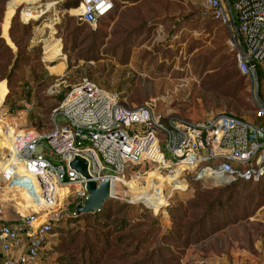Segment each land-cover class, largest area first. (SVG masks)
<instances>
[{
	"label": "rangeland",
	"instance_id": "1",
	"mask_svg": "<svg viewBox=\"0 0 264 264\" xmlns=\"http://www.w3.org/2000/svg\"><path fill=\"white\" fill-rule=\"evenodd\" d=\"M115 1V12L99 27L101 31L96 35L101 44L89 48L93 29H75L78 47L73 50L72 36L69 35L66 41L61 33L71 32L74 26L79 25L76 18L72 22L68 18L69 15H76L73 11L80 10V0H0L1 36L17 51L10 34L13 25L16 30L13 35L23 48H27L10 79L13 87L9 86L7 79H0V138L7 141L0 148L1 161L13 132L30 128L28 110L38 106L48 121L45 130L48 129L54 110L69 91L84 80L122 94V101L127 107L152 103L157 115L164 120L174 118L198 124L220 114H230L247 121L255 120L258 106L252 81L238 70L236 54L228 43V28L204 14L202 0ZM76 5V8H72ZM201 14L203 18L199 16ZM29 22L35 24L28 28V34L24 36L23 25ZM87 51L93 60L81 58L80 54H87ZM124 58L129 62L126 65L120 62ZM8 60L7 55H0V72H4L1 66L8 64ZM52 62L55 64L50 65ZM32 64H48L44 67L56 77L54 82L37 87L31 77ZM258 66L264 99V65ZM36 73L44 77L42 72ZM24 77L26 85L21 87L20 78ZM23 90L27 96H31L32 101L27 103L21 100L16 106H24L26 110L12 113L9 110L10 103L5 101L8 92L19 93ZM53 90L55 93H52ZM58 121L61 123L62 118L59 117ZM42 147L39 146V149ZM220 163L211 161L206 164L218 167ZM244 167L254 168L257 163L252 161ZM139 172L142 173L141 177H137ZM22 175L24 173L16 177L15 184L19 187L13 186L10 191L23 199L26 210L30 208L28 206L38 208L34 205L36 187ZM161 177L153 165H140L138 171L129 168L123 180L117 183L116 192L121 200L141 203L153 209L164 226L168 222L163 209L169 203L185 201L187 194L194 192L198 186L220 182L194 180L190 186L183 181L189 178L185 171L180 174L179 181H175L176 177L172 175L162 174ZM137 185L148 192L137 191L134 189ZM1 187L9 190L7 182L1 181ZM186 189L187 194L184 193ZM62 193L68 196L65 203L63 196L60 199L62 216L77 217L69 209L73 195L68 190H62ZM161 200L163 204L158 206ZM260 206L249 216L239 215L238 211L232 213L233 217L237 216L235 220H229L222 230L203 243L187 249L177 264H264V200ZM50 238L51 235L47 240ZM58 248L65 255L74 252L65 241H61ZM113 248L107 252L103 264L129 262L118 258L120 251ZM48 250L49 253H44L46 261L58 264L54 261L61 255L59 249L48 247ZM140 258L137 256L132 261ZM69 262L77 264L73 259ZM40 264H43L41 259Z\"/></svg>",
	"mask_w": 264,
	"mask_h": 264
},
{
	"label": "built area",
	"instance_id": "2",
	"mask_svg": "<svg viewBox=\"0 0 264 264\" xmlns=\"http://www.w3.org/2000/svg\"><path fill=\"white\" fill-rule=\"evenodd\" d=\"M202 2L204 14L228 28V43L236 54L238 69L253 85V68L259 72L258 64L264 65V0ZM80 4L81 13L75 16L93 27L115 8V0H81ZM254 99L258 106L254 121L220 114L192 124L162 119L152 103L127 107L119 93L91 81L75 85L54 110L48 129L14 131L2 156L0 188L1 181L7 182L9 190L19 187L16 177L27 174L36 187L34 205L38 206L22 215L15 226L4 223L0 211V252L5 257L4 264H40L43 244L61 218V196L64 203L68 197L62 190H68L77 201L88 197L87 179L69 167L65 158L68 152L89 160L92 180L100 183L105 178L112 179L110 199L121 198L116 185L132 163L153 165L159 177L172 175L175 181L180 180L183 171L190 179L210 180L205 178L204 171L212 168H223L226 175L219 179L226 182L261 178L264 106L258 104L255 96ZM211 161L221 163L218 167L206 164ZM252 161L257 167H244ZM141 176L139 172L137 177ZM21 234L27 237V246L16 257L14 249L23 245Z\"/></svg>",
	"mask_w": 264,
	"mask_h": 264
},
{
	"label": "trees",
	"instance_id": "3",
	"mask_svg": "<svg viewBox=\"0 0 264 264\" xmlns=\"http://www.w3.org/2000/svg\"><path fill=\"white\" fill-rule=\"evenodd\" d=\"M115 9L116 1L114 10L107 17L102 18L95 27L83 23L76 16L69 15L68 20L72 22L76 18L79 25L74 26L71 32H62L61 36L67 41L69 35H71L72 49L75 50L78 47L75 29L92 28V41L89 48H95L96 44H101L96 36L101 31L99 27L105 23L106 19L111 17ZM199 16L203 18L202 14ZM16 17L17 14L14 19ZM33 24L35 22L23 25L22 34L24 36L28 34L27 30ZM68 30L70 29L68 28ZM15 31L12 25L10 34L14 38L13 41L17 51L12 48L0 33V55H7L9 58L8 64L1 66L4 72H0V79H7L10 87H13V82L10 79L16 70L17 64L22 61L21 55L27 49L23 48L20 41L15 38L13 35ZM110 55L113 56L112 54ZM80 56L85 61L93 60V56L89 54V51H87V54H80ZM120 62L122 65L129 63L126 58L120 60ZM54 64L52 62L50 65ZM46 65L48 64H32L30 66L32 70L31 77L37 87L52 84L56 79L44 67ZM36 71L42 72L44 77L41 74H37ZM20 79L22 81L21 87H24L26 85L25 77ZM8 93V98L5 101L10 103L9 110L12 113L23 109L26 110L24 106H16L21 100H25L27 103L32 101L31 96H27L24 90L19 93L12 91ZM28 94H31V92ZM120 96L123 99L122 94ZM62 98L61 96L60 99L62 100ZM27 120L31 124L30 128L40 130H45V126L48 124L44 113L41 112L38 106L28 110ZM129 168L138 171L140 165L132 163ZM25 175L30 180L29 175ZM183 181L192 186L191 182L194 179L188 178ZM263 185L264 176L259 179H239L227 183L218 182L216 185L205 184L196 187L194 192L190 194L185 193L188 190L186 189L184 191L187 194L185 201H179L175 204L169 203L163 209L167 213L165 218L168 225L166 226L153 213V209L141 203H131L114 198L109 199L107 206L105 205L96 213L84 214L80 217H64L61 213L60 220L54 224L53 229L50 231L52 238L49 241L46 240L43 244L40 252L42 257L40 259L43 264H51L46 261V254L49 253L48 247H55L61 252V255L55 259V263L73 264L69 262V260L73 259L77 264H103L107 252L114 246L117 251H120V254H117L118 258L129 260L126 264H177L180 259H183L187 249L203 243L222 230L229 220H235L237 216L233 217L232 213L238 211L239 215L249 216L257 208L259 209L264 200ZM77 202V199L73 198L69 206L71 213L75 212ZM158 202V206L163 204L162 200ZM156 204L153 205L155 206ZM57 234L59 236H56ZM61 241L67 242L68 247L73 249L74 252L72 254H63L64 252L58 248ZM153 245L156 246L153 247ZM44 249L48 251H44ZM44 253L46 254L44 255ZM137 256H141V258L132 261ZM4 261L5 257L0 252V264H4Z\"/></svg>",
	"mask_w": 264,
	"mask_h": 264
},
{
	"label": "water",
	"instance_id": "4",
	"mask_svg": "<svg viewBox=\"0 0 264 264\" xmlns=\"http://www.w3.org/2000/svg\"><path fill=\"white\" fill-rule=\"evenodd\" d=\"M254 96L259 105L264 106V99L261 95V81L259 72L256 67L252 70ZM65 158L71 169L79 173L83 178L87 179L85 189L88 197L83 201L76 203L75 212L73 215L79 217L84 214L96 213L100 211L111 197L113 181L111 178H105L102 182L98 183L91 179L90 163L89 160L76 153H66ZM222 182L223 179H210Z\"/></svg>",
	"mask_w": 264,
	"mask_h": 264
},
{
	"label": "crops",
	"instance_id": "5",
	"mask_svg": "<svg viewBox=\"0 0 264 264\" xmlns=\"http://www.w3.org/2000/svg\"><path fill=\"white\" fill-rule=\"evenodd\" d=\"M81 1V0H80ZM57 23V22H56ZM54 61V60H53ZM22 177L27 181L29 179L25 174ZM23 199L17 195V193L11 192L7 190L5 187L0 188V211L1 218L4 223L15 226L20 220L21 216L28 213L32 210L33 207L28 206L26 210V206H23ZM22 246L20 248L14 249L13 255L19 256V254L23 253L27 246V237L25 234H21Z\"/></svg>",
	"mask_w": 264,
	"mask_h": 264
},
{
	"label": "bare ground",
	"instance_id": "6",
	"mask_svg": "<svg viewBox=\"0 0 264 264\" xmlns=\"http://www.w3.org/2000/svg\"><path fill=\"white\" fill-rule=\"evenodd\" d=\"M80 13H81V7H80V10L78 12H74L73 11V14H76V15L80 14ZM0 133H2L1 126H0ZM6 143H7V141H5L4 139L0 138V148L4 147L6 145ZM0 162H2L1 158H0ZM204 173H205V178L206 179H216V178H220V177H223V176L226 175V172H225V170L223 168L207 169L206 171H204ZM134 189H136L137 191L145 192V193L148 192L146 189H142L139 185H137L136 188H134Z\"/></svg>",
	"mask_w": 264,
	"mask_h": 264
}]
</instances>
